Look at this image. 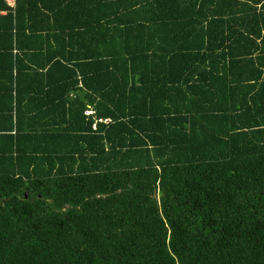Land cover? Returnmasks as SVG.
<instances>
[{"label": "trees", "instance_id": "1", "mask_svg": "<svg viewBox=\"0 0 264 264\" xmlns=\"http://www.w3.org/2000/svg\"><path fill=\"white\" fill-rule=\"evenodd\" d=\"M2 11L0 264H264V0Z\"/></svg>", "mask_w": 264, "mask_h": 264}, {"label": "water", "instance_id": "2", "mask_svg": "<svg viewBox=\"0 0 264 264\" xmlns=\"http://www.w3.org/2000/svg\"><path fill=\"white\" fill-rule=\"evenodd\" d=\"M86 94H87V90H78L75 93V96H79L82 100L85 101Z\"/></svg>", "mask_w": 264, "mask_h": 264}, {"label": "built area", "instance_id": "3", "mask_svg": "<svg viewBox=\"0 0 264 264\" xmlns=\"http://www.w3.org/2000/svg\"><path fill=\"white\" fill-rule=\"evenodd\" d=\"M8 2V4L11 6V7H14L15 4H16V1L17 0H6ZM93 111H87V115H90L92 114ZM100 121H103V120H100ZM106 123L109 122V120H104Z\"/></svg>", "mask_w": 264, "mask_h": 264}, {"label": "crops", "instance_id": "4", "mask_svg": "<svg viewBox=\"0 0 264 264\" xmlns=\"http://www.w3.org/2000/svg\"><path fill=\"white\" fill-rule=\"evenodd\" d=\"M6 14V12H4V11H2L1 13H0V15H5Z\"/></svg>", "mask_w": 264, "mask_h": 264}]
</instances>
